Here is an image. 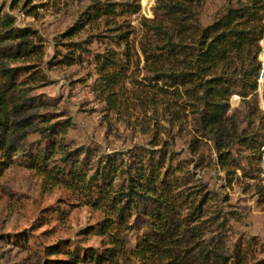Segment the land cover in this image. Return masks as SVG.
I'll use <instances>...</instances> for the list:
<instances>
[{"label":"rangeland","instance_id":"rangeland-1","mask_svg":"<svg viewBox=\"0 0 264 264\" xmlns=\"http://www.w3.org/2000/svg\"><path fill=\"white\" fill-rule=\"evenodd\" d=\"M137 1L0 0V11L15 17L16 29L34 31L41 39L40 60L15 63L23 68L16 80L18 88L26 98L39 96L49 102L46 109H26L14 120L36 113L44 118L55 114L50 122L62 126L65 140L93 153L91 166L100 155L125 157L131 149L173 152L181 167L174 176L181 178L191 170L212 192L207 212L210 207L244 215L241 224L232 223V238H252L255 245L245 264H264V113L260 108L264 90L258 92L256 87L245 95L233 93L240 98L237 107L229 105L231 94L227 110L216 113L213 125L200 123L203 103L197 81L172 86L154 76L167 68L191 65L181 63V57L171 62L161 57L147 60L143 53L153 42L165 39L156 28L168 31L176 26L157 8V1L150 14L145 11L148 17ZM245 1L191 0L190 5L197 7L204 28L228 7ZM107 5L114 11H101L91 22L79 20L91 6ZM196 32L186 31L183 40L193 43ZM258 52V41L249 42L219 70L239 73L248 67L251 71L259 67ZM106 58H112V67L103 70ZM211 113L207 107L206 117ZM40 121L21 131L26 145L38 140L37 128L45 122ZM2 162L0 153V264H54L53 260L70 258L81 250L85 260L78 264H142L130 251L143 235L150 234L148 225L139 220L134 231L123 233L125 251L115 248L112 257L109 236L98 227L110 215L81 205L84 195L51 188L22 167L3 169ZM60 242L71 244L50 256L49 248ZM89 251L97 252L99 262L94 255L90 259Z\"/></svg>","mask_w":264,"mask_h":264},{"label":"trees","instance_id":"trees-1","mask_svg":"<svg viewBox=\"0 0 264 264\" xmlns=\"http://www.w3.org/2000/svg\"><path fill=\"white\" fill-rule=\"evenodd\" d=\"M156 1L157 8L176 28L168 31L162 26L156 28L165 39L147 46L144 56L147 60L161 57L168 62L181 57V63L191 65L178 70L167 68L161 73L154 72V76L157 81L172 86L197 81L201 91L199 99L203 103L200 123L213 125L216 113L227 110L231 94L245 95L256 89L258 64L251 71L247 67L239 73L236 70L220 72L219 68L249 42L263 37L264 0H246L236 8L230 6L204 28L197 18V7L190 5L191 0ZM91 7L79 16L80 21L91 22L101 11H114L108 5L101 9ZM78 21L74 26H78ZM15 22L11 13L0 11V153L3 169L15 165L33 171L49 187H61L72 194L84 195L83 200L79 199L81 205L110 215L98 227L109 236L114 247L109 250L112 257L115 248L125 251L122 234L134 231L140 220L151 232L142 236L130 256L142 264H245L246 256L255 245L254 240L249 237L234 241L232 238V223L241 224L244 215L227 214L210 207L207 212L212 192L191 170H186L181 178L174 176L181 167L173 152L163 148L131 149L125 157L118 153L100 155L91 166L93 153L82 146L72 147L65 140L62 126L50 122L55 114L44 118L43 114L36 113L14 120L26 109L39 111L49 105L39 96L26 98L18 88L16 80L23 68L15 63H28L32 58L40 60L42 52L38 48L41 44L38 34L28 29H16ZM189 30L197 31L193 43L182 38ZM111 61L112 58H106L102 62L103 70L112 67ZM207 107L212 108L208 118ZM40 119L45 122L37 128L38 140L26 145L23 142L26 134H20L21 131L35 121L40 123ZM246 119L249 120L248 115ZM60 244L49 248L50 256L71 243ZM83 252L53 260V263L78 264L85 260ZM92 255L99 262L97 252L89 251L90 259H93Z\"/></svg>","mask_w":264,"mask_h":264},{"label":"built area","instance_id":"built-area-1","mask_svg":"<svg viewBox=\"0 0 264 264\" xmlns=\"http://www.w3.org/2000/svg\"><path fill=\"white\" fill-rule=\"evenodd\" d=\"M155 1L156 0H138V3L140 5L141 10H142L145 17H148L145 14V11L150 14V11L152 10V8L155 5ZM263 24H264V21H263ZM258 47H259V52H258L259 71H258L257 78H256V87H257L258 92H263V90H264V37H261L258 40ZM239 103H240L239 96L236 94H233L231 96V99L229 102L230 107H235V106L237 107ZM260 108L264 113V101H263V99H261ZM261 151L264 153V144L261 147ZM262 169H263V173H264V159L262 161Z\"/></svg>","mask_w":264,"mask_h":264}]
</instances>
